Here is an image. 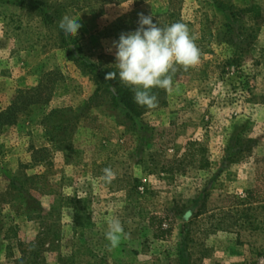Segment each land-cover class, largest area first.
Here are the masks:
<instances>
[{
    "label": "rangeland",
    "instance_id": "rangeland-1",
    "mask_svg": "<svg viewBox=\"0 0 264 264\" xmlns=\"http://www.w3.org/2000/svg\"><path fill=\"white\" fill-rule=\"evenodd\" d=\"M50 1L76 37L0 0V264H264V0ZM141 13L186 24L200 59L136 114L100 81ZM190 141L209 168L168 172Z\"/></svg>",
    "mask_w": 264,
    "mask_h": 264
},
{
    "label": "clouds",
    "instance_id": "clouds-1",
    "mask_svg": "<svg viewBox=\"0 0 264 264\" xmlns=\"http://www.w3.org/2000/svg\"><path fill=\"white\" fill-rule=\"evenodd\" d=\"M135 31L122 33L113 42L117 71L109 72L106 80L119 79L134 92V101L148 109L158 106L153 88L170 90L176 65L185 69L195 65L200 59V50L196 46L186 24L174 22L160 27L151 15L139 14ZM79 19L64 16L59 29L66 37H76L81 28ZM115 87H113L114 89ZM102 179L110 183L115 173L111 168L103 169ZM123 228L118 219L108 222L105 233L110 246L115 248L121 242Z\"/></svg>",
    "mask_w": 264,
    "mask_h": 264
},
{
    "label": "trees",
    "instance_id": "trees-1",
    "mask_svg": "<svg viewBox=\"0 0 264 264\" xmlns=\"http://www.w3.org/2000/svg\"><path fill=\"white\" fill-rule=\"evenodd\" d=\"M117 1H120V0H88L87 6H92L91 8L94 11L96 10L102 11L101 9H97V7L96 8L93 7L94 6L93 4L97 3L102 6L104 4H109V3H113ZM19 4L25 6V8L37 10L39 14L43 17L45 23H49V21H52L51 22L52 24L59 25V22H56V20L59 19L60 16L62 15L61 13V11H63L62 7L60 6V8L58 9L55 8V6L53 7L52 2L50 0H19ZM51 8H53L54 11H50ZM103 73H104L103 70L97 71L96 76L100 78L99 75ZM112 82L114 84L116 93L121 98V101L128 108H130L134 113L138 112L137 109H134L133 105L130 103L132 100H134V92L132 91V89L123 83H122L123 85L119 84L115 80H112ZM100 83L102 85L107 84L108 86V81L104 77L100 81ZM14 108H15V105H13V107L10 109H14ZM10 109L8 108L7 110L2 111L0 113V126L2 124L3 125L10 124L12 122V119H10V116L8 114ZM25 111L27 112H23L24 114L28 113L30 109L29 110L27 109ZM136 114H139V113H136ZM206 154H207V148L202 143H200L199 141H190L187 145L186 152L183 157L168 161V164H169L168 172L170 173L176 172V171L183 172L185 171L186 167L190 165H194V164H197L198 167L201 169L209 168L211 162L208 159ZM49 191L52 192L51 190Z\"/></svg>",
    "mask_w": 264,
    "mask_h": 264
}]
</instances>
